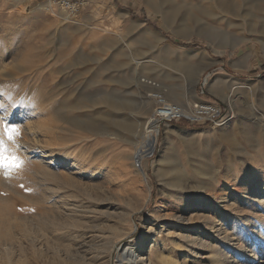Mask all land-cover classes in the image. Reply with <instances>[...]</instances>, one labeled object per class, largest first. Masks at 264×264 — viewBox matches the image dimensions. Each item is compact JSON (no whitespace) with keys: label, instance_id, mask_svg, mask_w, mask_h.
<instances>
[{"label":"rangeland","instance_id":"obj_1","mask_svg":"<svg viewBox=\"0 0 264 264\" xmlns=\"http://www.w3.org/2000/svg\"><path fill=\"white\" fill-rule=\"evenodd\" d=\"M59 1L0 0V264H118L144 228L155 263L264 264V0ZM151 94L224 119L148 123Z\"/></svg>","mask_w":264,"mask_h":264},{"label":"bare ground","instance_id":"obj_2","mask_svg":"<svg viewBox=\"0 0 264 264\" xmlns=\"http://www.w3.org/2000/svg\"><path fill=\"white\" fill-rule=\"evenodd\" d=\"M155 96H157V95L156 94L155 95H152V94L150 95V97H155ZM153 100H155V99H153ZM149 122H151V121H148V123ZM152 132L155 134L156 130H149L148 127L145 128V134L142 136L143 142H139L138 147L136 148V150L134 151V153L132 155L133 167H135V169L141 174V176L143 178H145V176H144V173L142 172V169L140 167L141 164H140L139 160L142 157L149 155L151 153L152 149H153V145H154V140L155 139H154V136L151 134ZM58 159L59 158H56V160H58ZM44 174L45 175H49L46 172H44ZM89 187H91V186H89ZM89 187L86 186V188H84V191L88 190ZM76 189H79V188H76ZM56 191H54V192H56ZM78 198H77V196L70 195V194L65 196V197H58L59 202L61 204H63L64 206H69L70 203L76 202V199H78ZM218 200H220V198L213 197L211 199V202L215 203V202H218ZM200 202L203 204V200H201ZM212 208L213 207L211 206V209ZM157 219L162 220V222L165 221V220H169V219L174 220L175 225L178 226V227H181V226L182 227H189L190 226V224H189L190 219L187 218V217H186V219L180 218L179 215H176L175 217L174 216H171V217L167 216L165 218L164 217L161 218V217L158 216ZM206 222H207V230L212 231V233H214V234H218V233L222 234V230L220 232V229H218L213 224L214 221L212 222V219L210 218V216H209V219H207ZM179 229L178 228L172 229L173 233H176V231L179 230ZM156 232L157 231H155V229H153V228H149V229H145L144 228L143 231L140 233V235L138 237L130 239L127 243L123 244L120 247V249H117V251H118L117 253H118L119 257H120V260L118 259L119 261H117L118 264H178V263L174 262L170 258L169 254L159 255L158 258H157V262L156 263L150 259V251H146V247H148L149 243H153L154 239L157 238L158 234ZM226 237L227 236H225V238ZM196 239H199L200 246H204V247L208 246L206 244V242L203 241V237H197V238H195V240ZM195 240H193V241H195ZM191 242H192V240H191ZM238 247H239L238 248L239 250L243 249V247L241 245H239ZM228 264H231V262L228 263Z\"/></svg>","mask_w":264,"mask_h":264},{"label":"built area","instance_id":"obj_3","mask_svg":"<svg viewBox=\"0 0 264 264\" xmlns=\"http://www.w3.org/2000/svg\"><path fill=\"white\" fill-rule=\"evenodd\" d=\"M85 0H60L59 5L70 15H76ZM158 101V106L154 111L151 122L158 123H173L180 120H189L191 122H219L224 119L223 111L215 103L198 102L188 113L179 106L166 104L163 98L159 95L155 96Z\"/></svg>","mask_w":264,"mask_h":264},{"label":"snow or ice","instance_id":"obj_4","mask_svg":"<svg viewBox=\"0 0 264 264\" xmlns=\"http://www.w3.org/2000/svg\"><path fill=\"white\" fill-rule=\"evenodd\" d=\"M5 135L7 139L11 140L13 138V134L18 135V129L14 126H6L5 129ZM19 158L14 155H8L7 149L4 146L3 140H0V167L4 169H11L14 167L20 166Z\"/></svg>","mask_w":264,"mask_h":264},{"label":"crops","instance_id":"obj_5","mask_svg":"<svg viewBox=\"0 0 264 264\" xmlns=\"http://www.w3.org/2000/svg\"><path fill=\"white\" fill-rule=\"evenodd\" d=\"M90 1H93V0H90ZM96 4H99V3H96ZM246 62H247V59L245 61L241 62L239 65L242 66Z\"/></svg>","mask_w":264,"mask_h":264},{"label":"trees","instance_id":"obj_6","mask_svg":"<svg viewBox=\"0 0 264 264\" xmlns=\"http://www.w3.org/2000/svg\"><path fill=\"white\" fill-rule=\"evenodd\" d=\"M183 122H185L186 123V121H183ZM174 124H176V123H174ZM177 125V124H176ZM183 127V126H182Z\"/></svg>","mask_w":264,"mask_h":264}]
</instances>
